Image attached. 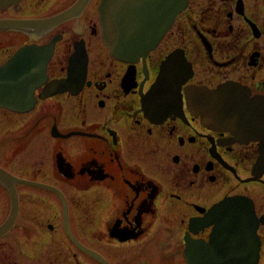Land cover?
I'll use <instances>...</instances> for the list:
<instances>
[{
  "label": "flooded vegetation",
  "instance_id": "obj_1",
  "mask_svg": "<svg viewBox=\"0 0 264 264\" xmlns=\"http://www.w3.org/2000/svg\"><path fill=\"white\" fill-rule=\"evenodd\" d=\"M74 2L18 0L0 17H47ZM100 2L44 31H0V66L20 48L41 49L15 64L26 103L0 106V226L17 199L0 264H189L187 240L208 241L213 224L201 218L229 196L252 201L264 264V162L252 172L264 126L207 125L185 97L233 84L264 100V0H186L132 62L106 46ZM174 50L192 73L181 106L157 114L142 99Z\"/></svg>",
  "mask_w": 264,
  "mask_h": 264
},
{
  "label": "water",
  "instance_id": "obj_2",
  "mask_svg": "<svg viewBox=\"0 0 264 264\" xmlns=\"http://www.w3.org/2000/svg\"><path fill=\"white\" fill-rule=\"evenodd\" d=\"M18 0H0V6ZM88 2L75 0L68 8L47 17L31 20L0 17V31L17 30L32 34L44 31L73 17ZM186 0H101L99 15L103 40L110 53L124 61H135L156 46L161 36L181 11ZM48 49L43 48L42 51ZM41 49L32 45L20 48L16 61L0 66V106L20 109L28 96L26 87L16 84L25 79L22 67L15 65L25 54ZM180 52V53H179ZM21 65V63L19 62ZM192 73L191 64L181 51L174 50L160 64L152 87L143 96V104L157 114L177 110L182 103L180 86ZM63 86V83H58ZM185 88L186 104L200 113L205 124L226 129L248 131L264 126V100L249 97L248 92L233 84L216 89L193 86ZM264 162V152L253 165L254 173ZM0 171V181L7 182ZM11 212L0 226L8 227L16 213L17 199L12 197ZM66 212V211H64ZM213 224L208 241L187 240L186 258L189 264H256L259 241L255 232L257 221L252 201L243 196H229L213 204L201 218Z\"/></svg>",
  "mask_w": 264,
  "mask_h": 264
},
{
  "label": "rangeland",
  "instance_id": "obj_3",
  "mask_svg": "<svg viewBox=\"0 0 264 264\" xmlns=\"http://www.w3.org/2000/svg\"><path fill=\"white\" fill-rule=\"evenodd\" d=\"M72 207V206H71ZM72 210V209H71ZM73 215H72V213H71V217H72Z\"/></svg>",
  "mask_w": 264,
  "mask_h": 264
}]
</instances>
